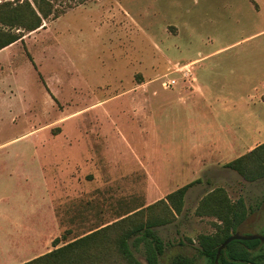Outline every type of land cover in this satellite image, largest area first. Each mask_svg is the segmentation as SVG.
<instances>
[{"label":"rangeland","instance_id":"rangeland-1","mask_svg":"<svg viewBox=\"0 0 264 264\" xmlns=\"http://www.w3.org/2000/svg\"><path fill=\"white\" fill-rule=\"evenodd\" d=\"M50 2L39 28L0 49V243L9 255L0 264L109 224L83 264H125L117 238L170 217L157 201L196 178L181 212L155 227L159 264L177 253L208 264L198 239L227 216L211 205L218 189L248 208L238 232L264 237V178L247 181L209 157L232 135L254 139L245 150L264 142V0ZM168 78L176 81L164 87ZM130 246L145 264L143 246ZM255 252L264 254V239Z\"/></svg>","mask_w":264,"mask_h":264},{"label":"trees","instance_id":"trees-1","mask_svg":"<svg viewBox=\"0 0 264 264\" xmlns=\"http://www.w3.org/2000/svg\"><path fill=\"white\" fill-rule=\"evenodd\" d=\"M31 1L24 0L15 5L8 1L0 3V49L21 39V31H33L39 28L43 19L54 12L51 0ZM225 166L235 170L250 182L264 178V142L226 162ZM199 181V178H196L171 191L166 195L167 202L163 199L157 201L163 204L170 217L167 214L162 217H148L117 238L116 250L125 264H142L136 259L130 243L134 246L139 244L143 246L145 264H159V258L165 246L155 227L169 223L174 218L173 212H181L185 193ZM216 192L219 193V196L214 199L216 205H211L216 209L220 208L219 206L224 209L226 207L227 216L222 218L223 226L214 234L200 235L199 252L207 259L208 264H264V254L255 252L261 243V240L257 238L231 240L221 249L216 260L217 249L230 235L239 233L237 228L248 214V208L243 199L239 198L231 204L223 189H218ZM205 196L202 202L210 204L207 202L209 196ZM112 226L113 224H109L100 227L62 245H58L59 239L56 237L52 241L54 247L51 250L19 264H83L88 260L86 247L94 241L107 238ZM131 238H133L132 242L129 241ZM169 264H196V261L192 256L177 253L171 257Z\"/></svg>","mask_w":264,"mask_h":264},{"label":"crops","instance_id":"crops-1","mask_svg":"<svg viewBox=\"0 0 264 264\" xmlns=\"http://www.w3.org/2000/svg\"><path fill=\"white\" fill-rule=\"evenodd\" d=\"M188 63H191V62H188ZM188 81L196 82V79L192 76L190 80L188 79ZM137 88L138 87H136V89ZM195 89L201 96H203L202 95L203 93H201L202 91H201V89H200V87L198 85L195 86ZM128 91H130V90H126L124 92L126 93ZM146 93H147L146 91L144 93H143V91H141V94H146ZM204 94L206 95L207 93L204 92ZM261 97H262V95H261ZM220 99L221 98L217 96L214 99H212V101L218 102L220 104V106L223 109H225L224 112H228L229 110L227 109V106ZM250 117H253V113L252 112H249V118ZM246 140H248V141L246 142ZM253 140L251 138L245 139L244 134L241 137L232 135L230 138L226 137V138H223V139H219L217 142H215L214 146H211L212 147V152H211V155L209 157H211L212 160H220V161L223 160V159H226V160H224L225 163H226V162H228V161H230V160H232V159L244 154L245 152H247L248 150H250L254 146H256V145H254L253 147H249L248 150L247 149L245 150V147L247 146V144L249 145V143L252 142ZM245 143H247V144L245 145ZM194 167H200L201 168V164L199 162H195ZM2 196H5V194L2 195ZM1 220L2 221L5 220V214L3 212L1 213V211H0V221ZM0 236L4 237V234L1 231H0ZM1 245L2 244L0 243V259L3 262V259L4 260L7 259L9 257V255H5L3 253L4 251H3V248L1 247ZM26 260H29V258H26V259L22 260V262H24ZM19 263H21V261L17 262V264H19Z\"/></svg>","mask_w":264,"mask_h":264},{"label":"water","instance_id":"water-1","mask_svg":"<svg viewBox=\"0 0 264 264\" xmlns=\"http://www.w3.org/2000/svg\"><path fill=\"white\" fill-rule=\"evenodd\" d=\"M260 239V240H263L264 237L261 236V235H257V234H250V235H242V234H239V233H234L232 235H230L221 245L220 247L217 249V253H216V258L218 257L221 249L228 243L230 242L231 240H234V239Z\"/></svg>","mask_w":264,"mask_h":264},{"label":"built area","instance_id":"built-area-1","mask_svg":"<svg viewBox=\"0 0 264 264\" xmlns=\"http://www.w3.org/2000/svg\"><path fill=\"white\" fill-rule=\"evenodd\" d=\"M187 65H188V64H183V65H181V66H179V67H176L175 70H176V71H181V70H182L183 68H185ZM185 74H187V73H185ZM175 81H176L175 78H168V79L162 81V85H163L164 87H171V86L174 85Z\"/></svg>","mask_w":264,"mask_h":264}]
</instances>
